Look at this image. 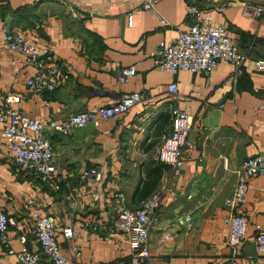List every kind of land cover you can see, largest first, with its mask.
I'll return each mask as SVG.
<instances>
[{
	"label": "crops",
	"instance_id": "1",
	"mask_svg": "<svg viewBox=\"0 0 264 264\" xmlns=\"http://www.w3.org/2000/svg\"><path fill=\"white\" fill-rule=\"evenodd\" d=\"M143 0H0V106L9 93L21 94L16 104L24 114L47 122L119 100L123 93L143 92L147 99L118 119L77 127L70 135L47 131L54 143L56 178L43 181L18 169L1 134L0 208L15 218L10 244L39 252L41 264H53L40 252L34 236L28 199L54 217L60 249L76 264L122 262L137 264L124 234L113 230L116 208L112 192L121 189L128 206L137 207L160 184L168 186L154 210L148 238V264H264V250L255 245L258 226L264 225V175L249 178L238 210L247 219L245 240L231 248L223 216L241 161L264 156V113L257 109L264 92V27L243 12L245 2L212 0L200 7L209 22L224 25L238 50L246 53L241 74L230 62L209 73L180 70L172 74L153 64L152 51L161 40L174 38L193 18L185 6L193 0H158L156 14L141 8ZM159 18L167 21L163 26ZM3 26L37 47H49L47 64L67 72L70 79L44 95L27 99L25 81L34 68L24 54L2 47ZM134 65L135 73L120 82L117 71ZM176 82L180 98L171 99L167 85ZM196 116L191 127L190 155L180 165H167L159 178L150 172L163 133L170 129V107ZM96 165L98 182L82 172ZM190 212L193 227L175 222ZM72 226L73 237L61 235ZM80 252L74 255L71 245ZM0 264H16L0 245Z\"/></svg>",
	"mask_w": 264,
	"mask_h": 264
},
{
	"label": "built area",
	"instance_id": "2",
	"mask_svg": "<svg viewBox=\"0 0 264 264\" xmlns=\"http://www.w3.org/2000/svg\"><path fill=\"white\" fill-rule=\"evenodd\" d=\"M157 1L143 0L141 8L156 14L155 3ZM210 1L212 0H193L186 4L185 9L187 14L193 18V22L180 30L174 38L161 39L157 43L151 53L154 66L172 74H176L180 70L207 74L220 62L226 61L233 64L237 74H241L248 56L238 50L228 36L224 25H215L209 22L211 17L200 7V4ZM243 12L258 19L264 27V0L245 2ZM159 22L163 26L167 25V21L163 18H159ZM1 45L6 49L24 54L25 63L31 65L35 70L25 81V85L30 91L27 99L52 92L62 81L70 79L67 72L47 64L45 55L50 50L48 46L39 48L6 26L2 28ZM254 67L256 70H262L264 58L255 60ZM134 73V65L126 66L117 71V78L120 82H124ZM167 93L173 100L181 96L174 81L167 85ZM21 98V94L17 93H9L5 96L4 104L0 106L1 134L9 145L12 160L18 169L31 172L43 181L51 182L56 178V165L54 143L47 131L70 135L77 127L86 126L89 123L97 125L103 119H118L134 105L146 100L147 96L139 91L126 92L115 102L75 112L63 119L52 118L47 122H41L24 114L16 106ZM257 109L264 113V92L259 96ZM195 118V115L177 106L170 107V129L161 136V142L155 155L156 160L175 167L190 155L192 142L189 135ZM255 175H264V156L262 154L251 155L241 161L232 192L225 199L228 212L223 216V221L228 230L226 242L231 248H236L246 238L247 219L238 208L245 200L249 178ZM81 176L92 179L95 183L101 179L102 172L98 166L93 165L85 169ZM168 189L166 184H160L151 194L143 198L137 207L128 206L126 196L121 189L112 192L111 198L116 208L113 230L124 234L137 264H148L147 244L152 215ZM27 205L40 252L45 254L53 264H76L73 259L64 256L60 249L54 217L42 211L41 203L38 200L28 199ZM175 222L184 230L193 227L190 212L178 214L175 217ZM13 224H15V218L0 208V245L5 252L15 256L16 264H41L39 252L28 249L23 236L20 237V242L23 244L20 249L16 250L11 246L9 228ZM60 233L63 238L71 239L73 228L69 225L63 226ZM254 241L257 250H264V225L258 226ZM71 252L74 255L78 254L79 246L72 244Z\"/></svg>",
	"mask_w": 264,
	"mask_h": 264
},
{
	"label": "trees",
	"instance_id": "3",
	"mask_svg": "<svg viewBox=\"0 0 264 264\" xmlns=\"http://www.w3.org/2000/svg\"><path fill=\"white\" fill-rule=\"evenodd\" d=\"M166 166L167 164L154 159L152 162V167L150 168V172L155 176V179H157L161 174V169L165 168Z\"/></svg>",
	"mask_w": 264,
	"mask_h": 264
}]
</instances>
